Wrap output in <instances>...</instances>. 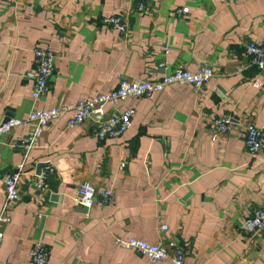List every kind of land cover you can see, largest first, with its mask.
I'll list each match as a JSON object with an SVG mask.
<instances>
[{"label":"crops","instance_id":"obj_1","mask_svg":"<svg viewBox=\"0 0 264 264\" xmlns=\"http://www.w3.org/2000/svg\"><path fill=\"white\" fill-rule=\"evenodd\" d=\"M136 3L0 0V123L176 67L214 73L198 91L171 84L150 98L109 104L107 113L136 110L120 137L98 139L92 120L67 127L72 111L51 121L27 155L11 143L28 128L3 136L0 171L24 165V174L2 226L0 264H32L37 241L49 249L46 264H174L150 261L117 237L174 238L192 246L188 264H264V230L240 229L264 207V152L250 154L240 134L249 122L264 130V86L251 84L261 75L246 55L249 42L264 39V0H150L143 12ZM183 7L189 13L178 17ZM114 15L126 17L127 34L104 22ZM35 47L55 53L50 89L39 100ZM223 115L236 127L214 140L211 121ZM41 163L52 169L45 190L34 184ZM85 181L112 188L113 202L84 210L74 198ZM5 203L0 179V213Z\"/></svg>","mask_w":264,"mask_h":264},{"label":"built area","instance_id":"obj_2","mask_svg":"<svg viewBox=\"0 0 264 264\" xmlns=\"http://www.w3.org/2000/svg\"><path fill=\"white\" fill-rule=\"evenodd\" d=\"M150 0H137L136 10L143 12L147 9ZM189 13L188 7L176 9L175 14L183 17ZM108 26L117 28L121 33L127 34L129 24L123 15L109 16L104 19ZM35 80L32 97L34 100L43 98L49 91L51 80L55 69V53L48 47H35ZM246 55L249 64L254 65L260 78L251 81L257 88L264 86V39L251 41L246 45ZM242 70V68H241ZM213 70L209 67H199L192 71L186 67H176L166 73L160 79L135 78L132 80H121L118 87L107 93H98L92 97L83 98L74 104L66 106H55L47 109H34L25 118H7L0 123V141L6 134L16 128H28V132L17 141L11 143L13 148L22 150L27 155L37 144L43 135L45 127L54 119L59 118L64 112L72 111L67 120V127L85 124L88 121L95 123L92 132L100 140L116 138L123 135L131 126L136 110L133 107L125 110L115 108L107 113V106L118 105L128 98H150L156 93L165 90L171 84L191 85L198 91L213 76ZM95 116H98L95 119ZM236 127V119L232 115H223L213 118L211 121L212 138L216 140L221 133L228 132ZM241 137L244 140L247 151L256 155L264 152V130L254 123H245L240 129ZM125 163H121V168ZM49 169V168H48ZM44 170L37 175L34 181L38 190H45L49 187V174L52 169ZM24 174V165L15 170L0 171V179L3 181L6 190V203L0 213V239L3 237L2 226L10 221L8 209L12 203L21 198L20 182ZM112 188H98L89 181H85L78 187L75 202L87 209L92 208L96 202L101 207L109 206L115 196ZM162 230L168 226L162 224ZM240 229L247 233H254L264 230V207L257 208L251 217L245 219ZM115 242L123 248L134 249L150 261L170 260L174 264H188V257L192 254V246L180 243L174 238L160 240L155 243L148 242L136 237L119 238ZM49 249L41 242H34L29 251L32 264H46L49 259Z\"/></svg>","mask_w":264,"mask_h":264},{"label":"water","instance_id":"obj_3","mask_svg":"<svg viewBox=\"0 0 264 264\" xmlns=\"http://www.w3.org/2000/svg\"><path fill=\"white\" fill-rule=\"evenodd\" d=\"M98 118V116H95V119H97ZM45 167V165L43 164V163H41V164H39L38 165V167H37V175H40L41 174V172H42V169ZM83 209L84 210H87V208L86 207H84L83 206Z\"/></svg>","mask_w":264,"mask_h":264},{"label":"trees","instance_id":"obj_4","mask_svg":"<svg viewBox=\"0 0 264 264\" xmlns=\"http://www.w3.org/2000/svg\"><path fill=\"white\" fill-rule=\"evenodd\" d=\"M52 181V180H51Z\"/></svg>","mask_w":264,"mask_h":264}]
</instances>
